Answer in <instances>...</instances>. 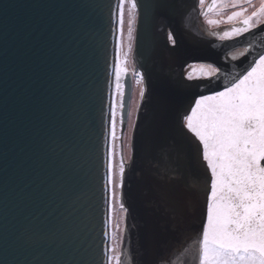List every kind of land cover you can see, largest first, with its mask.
Listing matches in <instances>:
<instances>
[{"label":"water","instance_id":"95a60500","mask_svg":"<svg viewBox=\"0 0 264 264\" xmlns=\"http://www.w3.org/2000/svg\"><path fill=\"white\" fill-rule=\"evenodd\" d=\"M184 1L176 0L175 18L169 20L145 8L151 0H137L133 60L144 75L145 95L136 115L123 188L129 264H141L145 254L170 255L173 264H181V253L196 238L204 211L202 168L194 170L197 195L186 203L179 232L161 223L150 203L149 173L157 161L146 136L153 123L156 82L162 75L179 79L190 63L224 62L229 73L233 65L236 70L246 67L244 58L223 61L233 50L224 45L232 41L199 39L180 25ZM186 1V11L198 3ZM117 3L0 0V264H97L103 259L110 242L105 235V149ZM168 31L178 39L177 53L166 45ZM244 40L241 37L236 47ZM196 83L203 86L180 93L182 108H189L196 96L222 88L216 82ZM123 85L125 129L131 74L125 75Z\"/></svg>","mask_w":264,"mask_h":264},{"label":"snow or ice","instance_id":"6c2138e0","mask_svg":"<svg viewBox=\"0 0 264 264\" xmlns=\"http://www.w3.org/2000/svg\"><path fill=\"white\" fill-rule=\"evenodd\" d=\"M206 0H199L201 14L214 10L218 14L227 8H239L227 15L225 23L239 20L240 26L232 25L221 32H212L233 50L226 52L223 60L240 62L246 60V67L227 72L228 64L210 62L188 64L180 78L173 80L161 76L154 87L155 111L153 123L146 136V144L157 167L150 170L152 200L154 209L161 217V223L179 232L186 216V203L197 195L192 185L194 170L204 169V211L201 227L196 238L183 249L181 264H264V0L259 8L248 13L253 0H211L204 10ZM130 5L128 40L131 42V23L139 5L137 0H118L115 17L117 56L115 63V96L109 108L108 134L114 142L118 139L117 110L121 111L124 124V85L121 83L126 61L120 58L125 24V5ZM145 8L157 17L169 20L175 18L176 0H151ZM210 25L221 23L209 19ZM247 34V35H246ZM245 37L243 46L236 47ZM248 37H251L250 39ZM169 51L177 53L178 39L173 31L166 33ZM215 46V45H213ZM132 51L129 43L128 52ZM127 55V54H125ZM251 56V59H247ZM191 69V70H187ZM137 83H143L144 75ZM207 81L222 84L221 90L211 91L195 97L189 108H182L180 93L201 88ZM145 91L140 93L141 98ZM135 130V129H133ZM123 141V133L119 137ZM114 145L109 150L107 164L106 192L111 208L117 197L125 212L123 203L126 165L121 162L118 173L114 165ZM117 189L120 192L117 193ZM107 236L108 233L105 232ZM115 235L113 234V241ZM120 251L109 243L104 256L97 264H129L125 255L124 239ZM171 251V249H169ZM141 264H173L170 255L151 258L141 257Z\"/></svg>","mask_w":264,"mask_h":264},{"label":"rangeland","instance_id":"374dc122","mask_svg":"<svg viewBox=\"0 0 264 264\" xmlns=\"http://www.w3.org/2000/svg\"><path fill=\"white\" fill-rule=\"evenodd\" d=\"M211 2L209 1L208 4ZM130 5H125V24H124V31H123V37H122V44L123 47L120 50V58L122 61H126L124 64V67L127 68L128 73H131L133 76V93L130 103V112L128 117V122L126 125V128L124 129L121 126V119H120V109L117 110V128L116 133L118 139L114 142L111 140L110 142V148L114 145V151H115V157H114V165L116 168V171L118 173L119 164L121 162V143H123V162L125 165L130 161L131 158V137L133 132V127L136 120L137 111L141 102V96L140 93L142 90H144L143 83H137L139 80V76L136 75V73H140V71L136 68V65L133 61V50H134V44H135V34H136V27H137V19H138V9L135 12V18L133 22L131 23V29H132V41L130 42L128 40V31H129V21L132 19V14L129 12ZM218 17V16H217ZM219 18V17H218ZM217 20H223L218 19ZM204 21V20H203ZM226 30V29H225ZM221 29H216L214 32H221ZM213 32V31H212ZM119 35V34H118ZM131 43L132 45V51L128 52V45ZM127 54V55H125ZM115 99L119 100L118 96H115ZM121 133H123V141L119 139L121 136ZM120 192V189H117V193ZM109 233H110V243H114L116 245L117 252L120 251V241L121 238H123L124 234V227H125V215L126 212L121 209L120 207V199L119 196L117 197V200L114 203V206L111 208L109 207ZM113 234L115 235V240L113 241Z\"/></svg>","mask_w":264,"mask_h":264},{"label":"flooded vegetation","instance_id":"af4514ba","mask_svg":"<svg viewBox=\"0 0 264 264\" xmlns=\"http://www.w3.org/2000/svg\"><path fill=\"white\" fill-rule=\"evenodd\" d=\"M209 1L211 2V0H206V3L204 5V10H206L211 5V3L208 4ZM259 6H260L259 0H253L252 6L243 5V7L248 8V13H246V14H250L251 11L255 10L256 8H259ZM237 10H239V8H235V9L227 8L221 14H218L217 11L214 10L212 12H209L205 16V15L201 14V7L199 5V0H198V4L192 8V10L190 11V14L188 16V24H187L188 31L187 32L191 33L193 36H195L199 39L208 38L211 40H219L217 37L210 35V33H212V31L213 32L216 31V29H221V30L228 29L232 25L240 26L239 20L233 21L232 24H228V23L224 22L226 20L227 15H230L232 11H237ZM217 18L223 19V20H219V21H221V23L216 24V25H210L207 23V21L209 19L217 20ZM225 61L226 62H233L230 60H225ZM190 64H199V63H190ZM185 69H186V67H185ZM185 69H184V71H185ZM187 70H191V69H187Z\"/></svg>","mask_w":264,"mask_h":264},{"label":"bare ground","instance_id":"6f19581e","mask_svg":"<svg viewBox=\"0 0 264 264\" xmlns=\"http://www.w3.org/2000/svg\"><path fill=\"white\" fill-rule=\"evenodd\" d=\"M118 1V0H117ZM187 2L186 0L182 3L183 7L181 6L182 8V11H184L183 13H185L182 16H180L179 20H180V25H186L187 27V24H188V16L190 14V9L188 8V11H186V7H187ZM185 3V4H184ZM190 20V19H189ZM115 29H116V26H115ZM156 30L158 31L159 30V27L157 26L156 27ZM117 37H118V33L116 32L115 30V47H114V67H113V74H112V79H111V91H110V95H111V98H110V105L112 104L113 102V99L115 97V63H116V56H117ZM126 74H130L128 73H122V76H121V83L123 84V79L125 77ZM110 105H109V108H110ZM108 127H109V124H108ZM110 136L108 134V143H107V148L105 149V177H106V183H107V164H108V157H109V150H110ZM109 202H108V198H107V207H106V223H107V231H108V235H110L109 233V230H108V222H109Z\"/></svg>","mask_w":264,"mask_h":264}]
</instances>
